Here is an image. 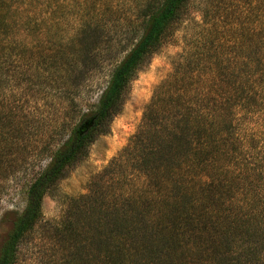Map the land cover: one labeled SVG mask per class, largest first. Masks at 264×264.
Instances as JSON below:
<instances>
[{
    "label": "trees",
    "instance_id": "1",
    "mask_svg": "<svg viewBox=\"0 0 264 264\" xmlns=\"http://www.w3.org/2000/svg\"><path fill=\"white\" fill-rule=\"evenodd\" d=\"M193 1L0 0V196L29 163L18 165L20 143H41L27 168L49 158L23 185L26 204L0 243V264L17 263L43 198L107 133L130 82ZM220 20L231 43L209 39L183 57L118 157L50 227L66 264H264V0L229 1ZM24 69L37 93L56 89L65 118L45 120L62 112L54 104L45 118L15 111L9 98Z\"/></svg>",
    "mask_w": 264,
    "mask_h": 264
},
{
    "label": "rangeland",
    "instance_id": "2",
    "mask_svg": "<svg viewBox=\"0 0 264 264\" xmlns=\"http://www.w3.org/2000/svg\"><path fill=\"white\" fill-rule=\"evenodd\" d=\"M126 1L129 2L131 0ZM229 1L239 3V0L193 1L189 8L188 18L182 22L171 41L165 43L159 52L150 58L147 65L137 73L135 79L130 82L121 111L112 119L107 133L98 135L89 144L86 156L76 163L68 171L66 177L59 181L53 190L43 198L41 216L34 230L20 244L16 264H66V259L63 257L62 242L52 237L50 227L55 225L54 223L60 219L62 213L69 207L70 198L88 194L91 189V183L97 181L96 178H100L104 169L112 164L111 162L114 158L118 157L119 152L126 146L130 137L134 135L141 125L143 112L150 101L154 89L178 65L183 63V57L188 55L194 57L193 53H196V51L197 53L205 51L201 46L204 43L208 46L207 40L209 39L217 38L214 41L216 45H226L229 42L228 40H232L231 38L233 37L226 30L227 26L225 27L220 20L222 19L223 9ZM129 14L128 10L125 15ZM213 15L214 17H212ZM215 33H217V36ZM32 72V70L25 71L26 76L22 79L20 78L21 81L15 86L18 89L14 90V94L9 98L16 107L15 111L19 112L21 110L24 115H35L38 118H45L48 112L54 110L52 107V104H54L57 107L56 109L59 108L62 112H59L57 119L50 116L45 120L52 124L65 118L67 115L66 105L63 104V108L57 105L58 95H55L56 89L53 88L52 94H49L45 89L39 90L37 93L34 84L38 80L29 79V75ZM100 75L102 77V74ZM95 79L91 84V88H93ZM96 98L97 95H90L84 100L90 103L96 101ZM0 100H3V98H0ZM20 144L26 145L27 149L23 154L20 152L22 156L21 154L15 156L16 158H21L20 162L18 161V165L27 161L29 163L24 169L19 168L15 173V179L8 183L7 189L5 188V191L0 196V243L8 233L15 215L21 213L25 207V198L21 192L23 185L31 180L37 171L43 170L49 162V158L44 157L36 164L35 168H33L34 170L27 168L30 163L36 161L35 157L38 149L34 147H39L41 143ZM52 144L56 147L60 143ZM18 165L14 166V169H17ZM100 182H103V185L109 184L104 179H101ZM135 185L142 187L143 183L137 182ZM133 189L130 185H127L125 190L119 192L128 195ZM100 190V188L97 189V191ZM119 192L114 191L107 194L108 191H106L105 194H101H104L110 200V197H116V195L118 197Z\"/></svg>",
    "mask_w": 264,
    "mask_h": 264
},
{
    "label": "water",
    "instance_id": "3",
    "mask_svg": "<svg viewBox=\"0 0 264 264\" xmlns=\"http://www.w3.org/2000/svg\"><path fill=\"white\" fill-rule=\"evenodd\" d=\"M94 122V117L88 118L84 123H83V128L86 130L89 127H91L93 125Z\"/></svg>",
    "mask_w": 264,
    "mask_h": 264
}]
</instances>
